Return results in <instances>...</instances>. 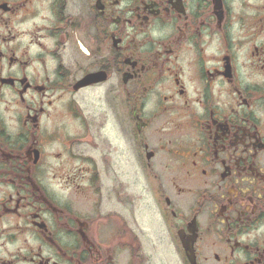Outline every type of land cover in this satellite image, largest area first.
<instances>
[{"label":"flooded vegetation","instance_id":"obj_1","mask_svg":"<svg viewBox=\"0 0 264 264\" xmlns=\"http://www.w3.org/2000/svg\"><path fill=\"white\" fill-rule=\"evenodd\" d=\"M189 252L264 264V0H0V264Z\"/></svg>","mask_w":264,"mask_h":264},{"label":"rangeland","instance_id":"obj_2","mask_svg":"<svg viewBox=\"0 0 264 264\" xmlns=\"http://www.w3.org/2000/svg\"><path fill=\"white\" fill-rule=\"evenodd\" d=\"M150 207H147L148 210L144 214V222H145L146 230L148 229L147 227H149L151 231H148V233L150 235H154L157 238H161L163 236L162 235L163 232L161 233L159 229H156L157 224H156V221H155L156 218L154 216V208L151 207L152 208L151 209ZM147 236H148V239L150 240L148 234H147ZM169 254H171V253H169ZM164 258L166 259L167 264H177V259L175 261L176 257L174 258L173 254L169 255V256L165 255ZM149 264H161L160 258L151 256V262Z\"/></svg>","mask_w":264,"mask_h":264},{"label":"water","instance_id":"obj_3","mask_svg":"<svg viewBox=\"0 0 264 264\" xmlns=\"http://www.w3.org/2000/svg\"><path fill=\"white\" fill-rule=\"evenodd\" d=\"M187 255H188V258H189L191 264H195V258L193 256H190V252L187 253Z\"/></svg>","mask_w":264,"mask_h":264}]
</instances>
